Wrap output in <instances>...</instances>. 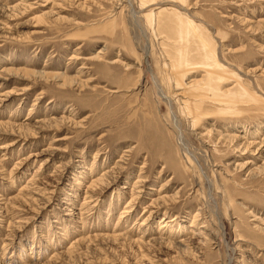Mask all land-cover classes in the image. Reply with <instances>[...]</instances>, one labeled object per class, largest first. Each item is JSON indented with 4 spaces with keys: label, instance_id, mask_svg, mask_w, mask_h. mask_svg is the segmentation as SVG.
Masks as SVG:
<instances>
[{
    "label": "rangeland",
    "instance_id": "374dc122",
    "mask_svg": "<svg viewBox=\"0 0 264 264\" xmlns=\"http://www.w3.org/2000/svg\"><path fill=\"white\" fill-rule=\"evenodd\" d=\"M5 1L0 264H264V0Z\"/></svg>",
    "mask_w": 264,
    "mask_h": 264
},
{
    "label": "bare ground",
    "instance_id": "6f19581e",
    "mask_svg": "<svg viewBox=\"0 0 264 264\" xmlns=\"http://www.w3.org/2000/svg\"><path fill=\"white\" fill-rule=\"evenodd\" d=\"M23 1V0H22ZM28 1V0H27ZM43 1H47V0H43ZM74 1V0H73ZM178 1V0H177ZM180 1V0H179ZM8 1H5V0H0V9H3V7H4V9H6V10H12V8L14 7H6V5L8 4L7 3ZM24 4V3H23ZM23 4H21V7L23 6ZM48 4V3H47ZM61 4V3H60ZM26 6V5H25ZM23 7L24 9L25 8H27L28 6H30V4L29 5H27L26 7ZM32 7V6H31ZM16 8V7H15ZM18 8V7H17ZM23 9V10H24ZM29 9H30V7H29ZM32 9V8H31ZM15 10V9H14ZM22 10V11H23ZM26 10V9H25ZM14 12V11H13ZM160 12H161V10H160ZM165 12H168V10H165ZM172 13H169V14H171L172 16L170 17V21H171V19L172 20H174V22L177 24V21H180L182 18L180 17V16H178L174 11H171ZM15 13H16V11H15ZM21 13V12H20ZM7 15V14H6ZM9 16V15H8ZM181 18V19H180ZM166 20H169V19H166ZM185 20V19H184ZM163 22V21H162ZM165 23V22H164ZM180 24V23H179ZM188 24V23H187ZM189 25V24H188ZM3 26V25H2ZM166 26V25H165ZM184 26V25H183ZM160 29H162V26H161V28ZM180 29V28H179ZM182 31V30H181ZM185 38V37H184ZM194 38V37H193ZM193 41V40H192ZM204 42H206V41H204ZM207 43V42H206ZM204 44V43H203ZM208 45V44H207ZM203 48H205V45H204V47ZM177 49V48H176ZM180 49V48H179ZM198 49V48H197ZM207 49V48H206ZM193 50V49H192ZM178 51V50H177ZM200 51H202L201 49H200ZM205 50H203V52H204ZM187 52V51H186ZM199 52V51H198ZM203 52H199V54L200 55H204V53ZM208 52V51H207ZM212 52V51H211ZM177 53V52H176ZM178 53H179V51H178ZM203 53V54H202ZM213 53V52H212ZM98 54H100V52H98ZM170 54V53H169ZM182 54H184V53H182ZM206 54V53H205ZM209 55H210V53H208ZM171 55V54H170ZM212 55L213 54H211L210 55V57H208L209 58V60H208V62H207V64H206V62H205V64L204 65H207L208 67H206L205 69H203L204 70V74H205V76H206V78H208V81L209 82H212L211 84H213L214 85V83H213V81H217V80H219V79H221V78H223L224 77V74H223V72H224V70L223 69H221L220 68V66H216L217 64H214L215 63V60H214V56L212 57ZM173 57V56H172ZM197 57H199V56H197ZM204 57H205V55H204ZM184 58H185V56L183 57V55H181V56H177V57H175L174 58V61H173V63H174V65H176V66H180L181 65V63H182V61L184 60ZM200 59H201V57H200ZM203 59V58H202ZM205 60H206V57H205ZM196 61V60H195ZM203 61H204V59H203ZM203 61L201 62V64H203ZM212 61V62H211ZM187 62H189V61H187ZM197 62V61H196ZM196 62H195V64H196ZM193 64H194V62H193ZM198 65V64H197ZM190 66V65H189ZM175 68H177V67H174V69ZM0 85H4L5 84V82H7V81H9V78L10 77H13L14 76V73H12L13 72V70L10 68V67H2L1 68V70H0ZM175 72H177V71H175ZM227 74V73H226ZM13 75V76H12ZM8 76V77H7ZM173 76H174V74H173ZM205 76H203V77H205ZM202 77V78H203ZM177 79V78H176ZM223 79H225V78H223ZM11 80V79H10ZM181 81V80H180ZM180 81L178 82V80H177V82H178V85H176V86H179V87H177V89L175 90V91H180L179 93L181 94V91H182V93H184V94H187V93H190V92H197L198 90H196V88L198 87V85H199V81H195V80H192V81H190L189 83H187V84H180ZM221 81V80H220ZM173 83V82H172ZM203 83H205V82H203ZM203 83L201 84V86L203 85ZM238 87H240V88H242L241 86H243V85H241L239 82H237V80H235V82H234ZM175 84V83H174ZM239 84H240V86H239ZM206 85V84H205ZM209 85V84H208ZM207 85V86H208ZM212 85V86H213ZM175 86V87H176ZM204 86V85H203ZM210 87V86H209ZM215 88H217V87H215ZM213 89V88H212ZM244 90V89H243ZM202 91V90H201ZM224 91L225 92H223L222 94H227V90H225L224 89ZM245 91V90H244ZM160 92V91H159ZM2 93V92H1ZM6 94H4L3 93V95L5 96V97H8L9 96V94H11L10 92H5ZM178 93V94H179ZM245 93H247V92H245ZM244 93V94H245ZM193 94V93H192ZM196 94V93H195ZM197 94H199V93H197ZM161 95H162V92H161ZM187 95H189V94H187ZM203 95V94H202ZM162 96H164V95H162ZM178 96V95H177ZM180 96V95H179ZM199 96V95H198ZM166 96H164V98H165ZM175 97V96H174ZM166 99H169V98H167L166 97ZM2 100V99H1ZM5 100V99H4ZM169 101V100H168ZM169 103H170V101H169ZM184 108L186 107L187 108V110H188V107H189V103H187V102H185L184 104ZM193 105V104H192ZM199 105V104H198ZM193 106H195V104L193 105ZM195 107H200V105L199 106H195ZM195 107H194V109H195ZM189 108H192V107H189ZM197 109V108H196ZM41 122V121H40ZM38 123V122H37ZM0 124H2V123H0ZM37 127H39V126H37ZM44 130V129H43ZM3 132V131H2ZM230 137V136H229ZM243 139H245V137L241 134V135H237V134H233V136H231L230 137V141L229 142H231V143H235V144H237V146H238V148H240V149H244L243 151L245 152V151H247L248 149H250L251 148V151H249V153H251V154H253V156H254V158L256 159V160H258L259 158H260V156H261V154H262V150L264 149V138H263V140H261L260 142H256V141H251V142H249V141H244ZM244 146V147H243ZM126 152H128V151H126ZM186 157V156H185ZM250 162H248L247 164H249ZM263 164V165H262ZM262 169H263V171H264V158H263V162H262ZM261 167H259V168H261ZM119 174V173H118ZM105 173H103V174H101V176H96V177H94L92 180H91V182L89 183V185L86 187L88 190V192L90 193V195H88L89 197V199H91L92 200V198H99V196L107 189V188H109V186H110V184H112L114 181H113V179L111 178V177H107V175H106V177H105ZM84 176V175H83ZM32 181V180H31ZM76 182V184L77 185H80V182L78 181V180H76L75 181ZM138 183H140V182H138ZM36 187V186H35ZM34 187V188H35ZM24 190V189H23ZM21 191V190H20ZM47 190H43V189H40V188H36V191L34 192L35 194H33V195H36L37 197L39 196H41V194L43 193H45ZM89 193H87V194H89ZM40 194V195H39ZM43 194H42V196H43ZM86 198V197H85ZM95 199V200H96ZM132 199V198H131ZM89 201V200H88ZM92 201H94V200H92ZM132 201V200H131ZM91 202V201H90ZM89 202V203H90ZM130 203V202H129ZM158 205L155 203L154 204V202H152V203H150L148 206H147V214L145 213V215H147V218L146 219H148L149 217H151L153 214H155L157 211H158ZM146 208V207H145ZM144 213V212H143ZM165 215V214H164ZM197 216L198 215H196V216H194V218H192V220L190 221V225H189V227L188 228H192V229H194L195 228V230H189V231H187L189 234H191L192 236H193V238H197V240H198V243H204V242H206L207 241V235H205V233L203 232V231H200V229H202L203 227H205V226H201V225H198L199 223H197ZM144 222H145V220H144ZM169 223V222H168ZM163 224H166L167 225V223H164L163 222ZM171 224V223H170ZM163 226L164 228H166L167 226ZM175 228H173L172 227V229L171 228H169V230L170 231H173V232H168V233H166V235L167 236H169V237H171V236H173V234L174 233H176V229L177 228H179V230L181 231V229H180V226L179 225H175L174 226ZM167 230H168V227H167ZM184 230V229H183ZM182 230V231H183ZM186 233V232H185ZM191 238V237H190ZM188 239V240H186V241H184L185 242V247H188L189 245H191L192 243V239ZM181 243H183V241H179V242H177V244H180L181 245ZM173 244V243H172Z\"/></svg>",
    "mask_w": 264,
    "mask_h": 264
}]
</instances>
